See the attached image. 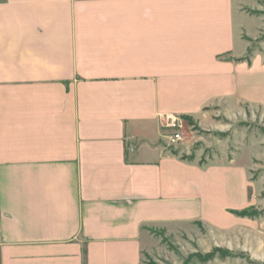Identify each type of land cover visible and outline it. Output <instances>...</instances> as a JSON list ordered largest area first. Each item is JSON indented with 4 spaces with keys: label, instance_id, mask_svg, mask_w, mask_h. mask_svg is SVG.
<instances>
[{
    "label": "crops",
    "instance_id": "0c3cea01",
    "mask_svg": "<svg viewBox=\"0 0 264 264\" xmlns=\"http://www.w3.org/2000/svg\"><path fill=\"white\" fill-rule=\"evenodd\" d=\"M245 1L0 0V264H144L155 231L245 208V165L160 118L264 107Z\"/></svg>",
    "mask_w": 264,
    "mask_h": 264
},
{
    "label": "rangeland",
    "instance_id": "374dc122",
    "mask_svg": "<svg viewBox=\"0 0 264 264\" xmlns=\"http://www.w3.org/2000/svg\"><path fill=\"white\" fill-rule=\"evenodd\" d=\"M243 8L262 19L261 32L256 40L252 39L248 53L251 58L259 49L264 54V0H246ZM211 123L219 124L222 129L208 131L194 120L192 123L185 119V138L169 145L182 155L200 156L205 161L217 155L239 159L246 167L247 211L240 215L232 210L231 220L221 228L197 222L178 226L174 231L168 228L155 231L157 244L145 256L144 264H257L258 260L264 261V107H247L246 115L235 121L221 115ZM208 139L216 144L210 146ZM218 139L223 140L222 146L218 145Z\"/></svg>",
    "mask_w": 264,
    "mask_h": 264
},
{
    "label": "built area",
    "instance_id": "2783aa9c",
    "mask_svg": "<svg viewBox=\"0 0 264 264\" xmlns=\"http://www.w3.org/2000/svg\"><path fill=\"white\" fill-rule=\"evenodd\" d=\"M163 128L167 131L170 144L179 143L185 138V119L174 113H166L160 116Z\"/></svg>",
    "mask_w": 264,
    "mask_h": 264
},
{
    "label": "trees",
    "instance_id": "16d2710c",
    "mask_svg": "<svg viewBox=\"0 0 264 264\" xmlns=\"http://www.w3.org/2000/svg\"><path fill=\"white\" fill-rule=\"evenodd\" d=\"M255 13L259 14V12H255ZM249 53H250V51H249ZM244 59H245V60H250V55H247L246 57H244ZM241 60H242V59H241ZM185 119L188 120L189 122H192V123H193V119L190 118V117H188V116H186V115H185ZM177 152H178V151H175V153H177ZM183 157H184V158H187V159H191V158H193V157H191V156H187V155H183ZM246 211H247V209L244 208V209H242V210H233L232 212L242 215V214H245Z\"/></svg>",
    "mask_w": 264,
    "mask_h": 264
},
{
    "label": "water",
    "instance_id": "95a60500",
    "mask_svg": "<svg viewBox=\"0 0 264 264\" xmlns=\"http://www.w3.org/2000/svg\"><path fill=\"white\" fill-rule=\"evenodd\" d=\"M257 264H264V261H262V260H258V261H257Z\"/></svg>",
    "mask_w": 264,
    "mask_h": 264
}]
</instances>
